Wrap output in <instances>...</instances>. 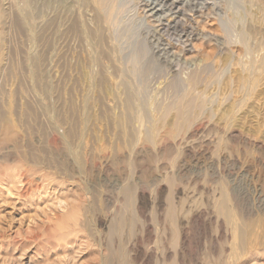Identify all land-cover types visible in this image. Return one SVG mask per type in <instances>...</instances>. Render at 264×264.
<instances>
[{"label": "rangeland", "instance_id": "obj_1", "mask_svg": "<svg viewBox=\"0 0 264 264\" xmlns=\"http://www.w3.org/2000/svg\"><path fill=\"white\" fill-rule=\"evenodd\" d=\"M74 1L0 0V140L69 134L78 171L29 205L0 187V264H264L262 0ZM232 217L260 239L237 256Z\"/></svg>", "mask_w": 264, "mask_h": 264}, {"label": "bare ground", "instance_id": "obj_2", "mask_svg": "<svg viewBox=\"0 0 264 264\" xmlns=\"http://www.w3.org/2000/svg\"><path fill=\"white\" fill-rule=\"evenodd\" d=\"M60 2V0H58ZM69 1V0H68ZM76 1V0H75ZM74 1V2H75ZM79 1V0H78ZM157 2H159L160 4H167L169 3V0H156ZM52 2V1H50ZM63 2V1H62ZM82 2V1H80ZM96 4L95 5H99L100 7H104V8H109L111 7V5L115 2H113V0H95ZM206 2V1H205ZM57 3V2H56ZM84 3V1L82 2ZM91 3V2H90ZM52 4V3H51ZM50 4V5H51ZM59 4V3H58ZM57 4V5H58ZM67 3H65L66 5ZM89 4V3H88ZM256 4V3H255ZM53 5V4H52ZM64 5V4H63ZM61 5V6H63ZM64 5V6H65ZM68 5V4H67ZM66 5V7H67ZM75 5V4H74ZM82 5V4H81ZM84 5V4H83ZM86 5V4H85ZM199 5V4H198ZM45 6V5H44ZM48 6H49V2H48ZM63 6V7H64ZM69 6V5H68ZM76 6V5H75ZM87 6V5H86ZM177 5L176 4H173L171 5V9H172V12L174 10L177 9L176 7ZM55 7V6H54ZM58 7V6H57ZM163 7V5H162ZM262 7L264 8V0H262ZM261 7V8H262ZM35 8V7H34ZM260 8V9H261ZM59 9V7H58ZM64 9V8H63ZM62 9V10H63ZM34 10V9H33ZM49 10V8H48ZM73 10V8H72ZM84 10V9H83ZM99 10V9H98ZM154 10V9H153ZM264 10V9H263ZM262 10V11H263ZM55 11V10H54ZM165 11V10H164ZM179 11V10H178ZM261 11V10H260ZM261 11V12H262ZM57 12V11H56ZM68 12V11H67ZM198 12V11H197ZM29 13V12H28ZM62 13V12H61ZM101 13V12H100ZM190 13V12H189ZM57 14V13H56ZM59 14V13H58ZM67 14V13H66ZM65 14V15H66ZM175 14V13H174ZM61 15V14H60ZM69 15V14H68ZM101 15V14H100ZM75 16V15H74ZM259 16V15H258ZM263 16V15H262ZM61 17V16H60ZM103 17V16H102ZM107 17V16H106ZM260 17V16H259ZM258 17V18H259ZM28 18V17H27ZM55 18V17H53ZM257 18V16H256ZM257 18V19H258ZM22 19V18H21ZM48 19V18H47ZM75 19V18H74ZM82 19V18H81ZM23 20V19H22ZM76 20V19H75ZM187 20V19H186ZM49 21V19H48ZM86 21V20H85ZM102 21V20H101ZM259 21V20H258ZM264 21V19H263ZM18 22V21H17ZM54 22V21H53ZM157 22V21H156ZM177 22V21H176ZM262 22V21H261ZM2 23V22H1ZM24 23V22H23ZM57 23V22H56ZM61 23V22H60ZM59 23V24H60ZM73 23H75L73 21ZM77 23V22H76ZM190 23V22H189ZM21 23H19L18 25H20ZM52 22L51 20L47 23V25H45L44 27L46 28V30L51 26ZM83 24V23H82ZM80 23L77 24V28L75 27V29L77 30L78 28L82 29V33L83 35H85L84 38H86L91 44L92 46L95 45V36H93L94 34H97L96 33H92V32H89L90 30H88L84 25H82ZM171 24V23H170ZM261 23H259L260 25ZM2 25V24H1ZM30 25V24H29ZM32 25V24H31ZM55 25V24H54ZM72 25V24H71ZM192 25V24H191ZM258 25V23H257ZM262 25V24H261ZM260 25V26H261ZM59 26V25H58ZM56 26V27H58ZM62 26V25H61ZM101 26V25H100ZM171 26V25H170ZM21 27V26H20ZM55 27V28H56ZM74 27V26H73ZM73 27L71 30H73ZM91 27V26H90ZM23 28V27H22ZM30 28V27H29ZM71 28V27H70ZM104 28V27H103ZM254 28V27H253ZM258 28V27H257ZM59 29V28H58ZM203 29V28H202ZM21 30V29H20ZM23 31L25 30L22 29ZM54 30V29H53ZM69 30V29H68ZM101 30H102V27H101ZM250 30V29H249ZM255 30V29H254ZM253 30V31H254ZM22 31V32H23ZM74 31V30H73ZM72 31V32H73ZM93 31V30H92ZM190 31V30H189ZM251 31V30H250ZM257 31V30H256ZM259 31H260V28H259ZM21 32V31H20ZM70 32V31H69ZM76 32V31H75ZM258 32V31H257ZM59 32L57 33H54V35L57 36ZM152 33V32H151ZM175 33V32H174ZM185 33V32H184ZM252 33V32H251ZM256 33V32H255ZM198 34V33H197ZM258 34H260L258 32ZM53 35V34H52ZM61 35V34H60ZM81 35V34H80ZM171 35V34H170ZM173 35V34H172ZM255 35V34H254ZM36 36V35H35ZM78 36V35H77ZM99 36V35H98ZM149 36V35H148ZM176 36V35H175ZM191 36V35H190ZM249 36V35H248ZM259 36V35H258ZM43 37V36H42ZM79 37V36H78ZM82 37V39H84ZM157 35H152V39H155L156 42H157ZM164 37V36H163ZM48 38V37H47ZM33 39V38H32ZM160 39V38H159ZM158 39V40H159ZM259 39V38H258ZM87 40H84V41H87ZM99 40V39H98ZM248 40V39H247ZM151 41V40H150ZM184 41V39H183ZM42 42V41H41ZM81 42V41H80ZM155 42V41H154ZM159 43L161 42L158 41ZM261 42V41H260ZM36 43V42H35ZM45 43V42H44ZM167 43V42H166ZM184 43V42H183ZM255 43H259L258 42H255ZM43 44V43H42ZM50 45V43H48ZM154 44V43H153ZM161 44V43H160ZM165 44V43H164ZM262 44H264L262 42ZM58 45V44H57ZM155 45V44H154ZM154 45H153V48H154ZM159 45V44H158ZM255 45V44H254ZM258 45V44H257ZM157 47V45H155ZM162 46V45H161ZM259 46V45H258ZM262 46V45H261ZM76 47V46H75ZM159 47V46H158ZM181 47V46H180ZM255 47V46H253ZM54 48V47H53ZM96 48V47H95ZM161 48V47H160ZM179 48V47H178ZM185 48V47H184ZM258 48V47H256ZM74 49V48H73ZM159 49V48H158ZM156 49V50H158ZM255 49V48H254ZM167 50V49H166ZM171 50V49H170ZM181 50V49H180ZM257 50V49H256ZM264 50V49H262ZM50 51V50H49ZM73 51V50H72ZM96 51L95 50V56H96ZM100 51V50H99ZM102 51V50H101ZM161 50L159 49L157 52H156V55L160 52ZM168 51V50H167ZM253 51V49H252ZM255 51V50H254ZM165 50L162 51V53H164ZM250 53V51H248ZM75 53V52H74ZM182 53V52H180ZM256 53V52H255ZM254 53V54H255ZM101 54V53H100ZM113 54V53H112ZM164 54H168L167 52H165ZM170 54V53H169ZM251 54V53H250ZM249 54V55H250ZM257 54V53H256ZM75 55V54H73ZM92 55V54H91ZM155 55V56H156ZM163 55V54H162ZM161 55V56H162ZM258 55V54H257ZM94 56V57H95ZM99 56V54H98ZM93 57V60H95ZM166 58V55L164 56ZM172 57V56H171ZM251 57L252 54H251ZM264 57V56H263ZM45 58V57H44ZM96 58V57H95ZM163 58V59H165ZM256 58V57H255ZM42 59V58H41ZM113 59V58H112ZM162 59V60H163ZM37 60L36 57H27L26 58V61H22L24 62V66L23 67H27L28 65V68L29 66H31L30 64H32L33 67H36V65L38 64L37 63ZM43 60V59H42ZM45 60V59H44ZM43 60V61H44ZM98 60V59H97ZM160 60V59H159ZM92 61V60H91ZM96 61V60H95ZM175 61V60H174ZM263 62V60L261 61ZM41 64V63H40ZM262 64V63H261ZM43 65V64H42ZM50 65V64H49ZM264 65V64H263ZM31 66V68H32ZM170 66V65H169ZM43 67V66H41ZM258 67V66H257ZM40 68V67H39ZM175 68V67H174ZM254 68V66L252 67V69ZM256 68V67H255ZM33 69V68H32ZM32 69H30L32 71ZM37 69V68H36ZM177 69V68H176ZM29 70V69H28ZM38 70V69H37ZM41 70V69H40ZM23 71H26V70H23ZM62 71V70H61ZM253 71V70H252ZM36 72V71H35ZM39 72V71H38ZM23 76V75H22ZM122 76V75H121ZM24 77V76H23ZM29 77V76H28ZM124 77V76H123ZM122 77V79H123ZM95 78V77H94ZM128 78V77H127ZM42 78L40 76H34L33 75V80H31L32 84L34 85L35 89L37 88H40L42 87ZM195 79V78H194ZM125 80V78H124ZM242 80V79H241ZM126 81V80H125ZM246 81V80H245ZM93 83V82H92ZM129 83V82H128ZM174 83V82H173ZM122 84V83H121ZM195 84V83H193ZM95 85V84H94ZM124 85V84H123ZM122 85V86H123ZM129 85V84H128ZM169 85V84H168ZM173 86V84H172ZM171 86V87H172ZM37 87V88H36ZM126 87V86H125ZM130 87V86H129ZM174 88V87H173ZM42 91V89H41ZM42 93V92H41ZM40 94V93H39ZM131 105V104H130ZM39 106V104H38ZM132 106V105H131ZM132 108V107H131ZM3 110V109H2ZM10 110V109H9ZM133 110V109H132ZM5 111V110H4ZM13 111V110H12ZM88 111V110H87ZM3 112V111H2ZM49 112V111H48ZM84 112V111H83ZM72 113V112H71ZM130 113V112H129ZM7 114V113H6ZM44 114V113H43ZM134 114V113H133ZM34 115V114H33ZM42 115V114H41ZM85 115V114H84ZM6 116V115H5ZM39 116V115H38ZM1 118V117H0ZM145 118V117H144ZM2 119V118H1ZM0 119V121H2ZM10 119V118H8ZM65 119V118H64ZM123 119V118H122ZM69 120V119H67ZM9 121V120H8ZM68 121H64V123H66ZM123 123V121H122ZM1 124V123H0ZM4 124V123H3ZM2 125V124H1ZM0 125V127H2ZM10 126L9 125V129H10ZM7 128V126L5 127ZM15 128V127H14ZM11 131H12V127H11ZM10 131V132H11ZM14 131V130H13ZM15 132V131H14ZM72 131H70L71 133ZM16 133V132H15ZM73 133V132H72ZM76 133V132H75ZM74 133V134H75ZM73 134V136H74ZM19 135V134H18ZM67 138L63 139L64 140V143H65V151H67L66 153H62L61 156H58V154H49L48 156L47 155H43V152L42 154L40 152H37V153H30L28 152V149L30 147L28 142L24 139V138H20L19 141H17V143L14 141L13 142V145H8V143L4 140H0V187H3V186H7L8 189H6V191H8L9 193L12 192V191H15L14 193H16V197H17V201L18 202H23L22 204L24 205H29V204H33V203H29L31 202V198L29 199V196L31 197H34L35 194H38L37 191H45L47 190L46 187H40L42 183H45V182H48L49 184L48 185H56L55 187L58 188L59 186H61V183L57 182L56 183V175L59 174V173H64L67 171V173L70 175V177H77L78 176V171L77 169H75V167H71L70 165V158L71 156H75V152H77L75 150H73V148L75 147L76 148V145H75V139L73 140V138L69 137V134H67ZM71 136V135H70ZM72 136V137H73ZM4 137V135H3ZM19 139V138H18ZM30 151V150H29ZM260 151V150H259ZM81 152L79 153V156H80ZM71 155V156H70ZM77 158L79 157H76L75 161L76 163L79 164V162L77 161H80V160H77ZM83 161V160H82ZM74 162V161H73ZM81 163V162H80ZM53 165H54V168L56 169H59V173L55 172V171H52L51 169L53 168ZM80 168V166H79ZM80 171V170H79ZM80 173V172H79ZM42 188H44V190H42ZM125 193L127 192L126 190L124 191ZM15 195V194H13ZM128 196V195H127ZM33 199V198H32ZM12 200V199H11ZM16 200V199H15ZM59 205V208H62L63 206L66 205V202H59L58 203ZM16 205H17V202H16ZM14 205V207L16 206ZM227 205V202H226V199L225 201H223L222 205H221V210L223 211V213L227 214L229 217H230V211L227 209L226 207ZM14 220V219H13ZM231 228H232V231L234 232V235H235V241H234V246H233V253L234 255H239L240 252L242 251V249L249 245V244H256L258 242H260V239L255 237V236H252L251 238L247 235V231L245 230V226L243 225L242 222H240L239 219L235 218V217H232L231 218ZM245 228H244V227Z\"/></svg>", "mask_w": 264, "mask_h": 264}]
</instances>
